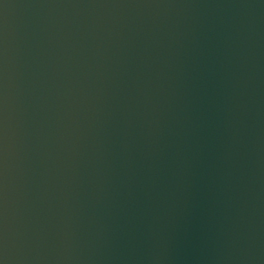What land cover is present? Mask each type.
I'll use <instances>...</instances> for the list:
<instances>
[{
  "label": "water",
  "instance_id": "water-1",
  "mask_svg": "<svg viewBox=\"0 0 264 264\" xmlns=\"http://www.w3.org/2000/svg\"><path fill=\"white\" fill-rule=\"evenodd\" d=\"M0 264H264V0H0Z\"/></svg>",
  "mask_w": 264,
  "mask_h": 264
}]
</instances>
